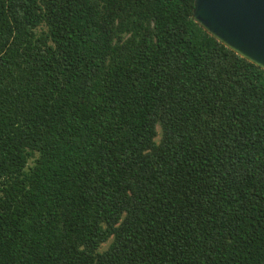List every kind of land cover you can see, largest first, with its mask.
Masks as SVG:
<instances>
[{
  "label": "trees",
  "instance_id": "16d2710c",
  "mask_svg": "<svg viewBox=\"0 0 264 264\" xmlns=\"http://www.w3.org/2000/svg\"><path fill=\"white\" fill-rule=\"evenodd\" d=\"M194 6L0 0V264H264V70Z\"/></svg>",
  "mask_w": 264,
  "mask_h": 264
},
{
  "label": "water",
  "instance_id": "95a60500",
  "mask_svg": "<svg viewBox=\"0 0 264 264\" xmlns=\"http://www.w3.org/2000/svg\"><path fill=\"white\" fill-rule=\"evenodd\" d=\"M193 16L217 41L264 70V0H195Z\"/></svg>",
  "mask_w": 264,
  "mask_h": 264
},
{
  "label": "rangeland",
  "instance_id": "374dc122",
  "mask_svg": "<svg viewBox=\"0 0 264 264\" xmlns=\"http://www.w3.org/2000/svg\"><path fill=\"white\" fill-rule=\"evenodd\" d=\"M158 139H159V138H158ZM110 243H111V240L108 241V242H106V243H104V244L102 245V247H101V250H105V249H107Z\"/></svg>",
  "mask_w": 264,
  "mask_h": 264
}]
</instances>
